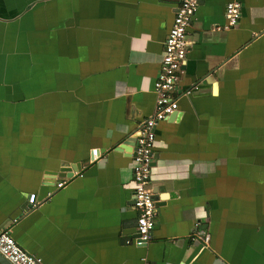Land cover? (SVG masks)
<instances>
[{
  "label": "crops",
  "instance_id": "1",
  "mask_svg": "<svg viewBox=\"0 0 264 264\" xmlns=\"http://www.w3.org/2000/svg\"><path fill=\"white\" fill-rule=\"evenodd\" d=\"M180 1L0 0V230L44 264H264V0L236 27L230 0H199L133 242L135 138Z\"/></svg>",
  "mask_w": 264,
  "mask_h": 264
},
{
  "label": "built area",
  "instance_id": "2",
  "mask_svg": "<svg viewBox=\"0 0 264 264\" xmlns=\"http://www.w3.org/2000/svg\"><path fill=\"white\" fill-rule=\"evenodd\" d=\"M199 0H181L174 16L165 43L159 73L154 82L156 94L154 112L140 123L133 150V206L137 210L136 236L133 242L142 246L153 236L156 224V200L151 187V172L154 164L156 130L161 121L178 109L180 97L178 85L180 71L185 62L188 41L187 30L194 19ZM240 0H230L226 4L225 16L228 27H236L241 16ZM187 90L186 93H189ZM99 150L93 149V159ZM62 183H59L61 185ZM36 194L29 196L34 203ZM204 230H196L192 239L208 241ZM0 254L12 264H44L41 257L24 250L7 230H0Z\"/></svg>",
  "mask_w": 264,
  "mask_h": 264
},
{
  "label": "clouds",
  "instance_id": "3",
  "mask_svg": "<svg viewBox=\"0 0 264 264\" xmlns=\"http://www.w3.org/2000/svg\"><path fill=\"white\" fill-rule=\"evenodd\" d=\"M202 214V213H201Z\"/></svg>",
  "mask_w": 264,
  "mask_h": 264
}]
</instances>
